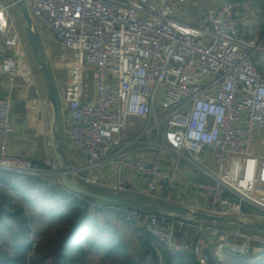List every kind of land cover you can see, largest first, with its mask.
<instances>
[{
  "label": "built area",
  "instance_id": "2783aa9c",
  "mask_svg": "<svg viewBox=\"0 0 264 264\" xmlns=\"http://www.w3.org/2000/svg\"><path fill=\"white\" fill-rule=\"evenodd\" d=\"M22 1L33 22L70 57L62 101L72 122L68 168L75 181L124 196L137 193L124 178L134 172L148 202L243 220H249L243 213L249 204L264 223V203L257 202L260 160L253 154L264 148V46L242 32L234 2L208 8L198 24H185L175 13L195 0ZM15 6L0 7V37L13 51L1 69L27 77L22 59L27 43L11 24ZM13 106L9 96L0 99V188L6 187L4 173L43 172L9 154ZM134 119L143 127L129 139ZM142 140L152 150L133 155L130 147ZM106 162L115 167V184H103L93 174ZM184 169L194 174L180 176ZM178 185L196 191L184 193ZM11 194L15 203L19 193ZM121 213L171 256L193 255L198 264H209L208 245L217 242L216 234L221 241L227 237L220 225ZM184 226L196 230L195 241L177 242ZM237 236L245 241L230 247L242 257L254 256L253 243L264 244V235L239 230ZM31 240L36 242L33 235Z\"/></svg>",
  "mask_w": 264,
  "mask_h": 264
},
{
  "label": "crops",
  "instance_id": "0c3cea01",
  "mask_svg": "<svg viewBox=\"0 0 264 264\" xmlns=\"http://www.w3.org/2000/svg\"><path fill=\"white\" fill-rule=\"evenodd\" d=\"M227 1L235 3L236 17L240 22L242 32L248 39L250 35L261 33L262 27L264 26V10L261 6L262 0H195L190 3L182 4L175 13V18L185 24H198L202 20V17L208 8L220 9L226 5ZM8 3L11 5L13 4V1L11 0L7 2L6 5ZM10 16L12 26L19 32V34H21L27 43L23 51L25 54L22 59L28 65L29 75H27V77H21L3 73L1 67L6 58L12 55L13 51L5 46L3 37H0V99L9 96L14 104L12 111L13 132L10 137L9 154L13 158H17L22 162L32 163L36 169L45 170L44 168L51 165L53 158L54 161H56V157L50 143L52 111L47 99L46 86L43 76L34 61L30 45L28 44L24 34L25 22L17 7H13ZM40 39L44 48L45 44L48 43V46L49 44H51L52 47L55 45V47L59 50L56 41L48 32L44 31V29L40 34ZM261 41H264V36ZM58 97L61 106V117L58 128V134L61 138L59 144H61L67 163L69 164L70 155H73L74 153L69 138V130L72 127V122L64 109L62 96H60L59 92ZM142 127V120H132L130 122V128L126 133V137L133 139ZM263 149L264 148H262V150ZM145 150H152V147L145 140L140 142L135 141L130 147V151L133 155H140ZM253 154L260 160L259 188L261 191H258L257 193V202L264 203V152L260 153L253 151ZM93 174L98 176L103 184L111 185L117 183L118 181L115 167L110 162L104 163L99 169L95 170ZM179 174L180 176L189 175L191 177L194 173L193 171L184 169ZM44 177L48 176L44 175ZM124 178L128 186L137 191L136 194H128L126 197L146 202L147 198L144 193L146 189L140 175L127 171L124 173ZM176 189L184 191V193L186 191H196V189H187L180 185H178ZM163 191L170 190L164 189ZM24 206L25 209L29 211L26 205ZM243 209V213L247 219L253 222L258 221V219H256L258 213L254 207L249 204H244ZM188 228H191V230ZM226 228L231 230H227ZM220 229L221 232H225L227 234V237H234V242L236 244H239L237 241V238H239L237 236L239 230L245 234H250L244 232L243 229H239L231 225H220ZM196 237V230L193 227L186 226L183 232L178 235L177 242L181 244H188L195 241ZM139 249L140 251L144 250L141 246H139ZM208 250L209 252H212L213 257L217 260V262H222L224 260L225 253H223V251H219L218 248L217 250L215 249V251L213 243L208 245ZM232 251L236 253L235 255L237 257L240 255L238 251ZM175 261L176 262H174V264H185L181 261ZM262 261H264V254H256V256L254 255L250 258V260H247L249 264H261Z\"/></svg>",
  "mask_w": 264,
  "mask_h": 264
},
{
  "label": "trees",
  "instance_id": "16d2710c",
  "mask_svg": "<svg viewBox=\"0 0 264 264\" xmlns=\"http://www.w3.org/2000/svg\"><path fill=\"white\" fill-rule=\"evenodd\" d=\"M3 176L8 179L6 187L0 189V264H89V253L100 250L106 251L108 257L120 253V264H149V259L150 264H174L175 260L198 264L193 255L171 256L142 228L127 223L120 208L103 203L100 204L105 206L104 209L94 208L88 203L91 200L77 197L48 177L10 173H4ZM12 190L19 193L15 203ZM21 198L30 207H41L44 213H60L63 208L66 213H60V225L52 227L45 236L33 243L30 241L34 234L35 218L28 215L25 206L19 203ZM91 210L97 214H112L117 220L142 232L139 246L144 250L140 251L138 260L122 253L127 250V246L117 231L101 228L96 220L92 222ZM6 246L10 249H5ZM32 252L37 253L34 259L29 256ZM209 253V264H218L212 252ZM234 257L237 258L236 255Z\"/></svg>",
  "mask_w": 264,
  "mask_h": 264
},
{
  "label": "water",
  "instance_id": "95a60500",
  "mask_svg": "<svg viewBox=\"0 0 264 264\" xmlns=\"http://www.w3.org/2000/svg\"><path fill=\"white\" fill-rule=\"evenodd\" d=\"M12 1L18 8L25 22L24 34L28 41V44L30 45L34 61L43 76L46 86L47 99L52 111L50 143L56 157V161L54 164L58 167V171L55 170L49 173V176L51 175L57 177L63 187L67 191H70L72 194H76L91 201L103 203L108 206L117 207L133 212L150 213L162 218H174L182 221L187 220L193 222L211 223L221 226L231 225L239 229L264 235V223L262 222H253L250 220L246 221L239 218H224L220 216L209 215L206 213L195 212L191 209H188L187 207L169 206L161 203L139 201L134 198H128L110 194L107 192L91 190L75 181L70 174L68 163L62 146L61 144H59L61 141V138L58 134L61 117V106L57 94V87L53 71L51 70L47 62L43 44L34 28V22L28 12L27 7L22 0Z\"/></svg>",
  "mask_w": 264,
  "mask_h": 264
},
{
  "label": "rangeland",
  "instance_id": "374dc122",
  "mask_svg": "<svg viewBox=\"0 0 264 264\" xmlns=\"http://www.w3.org/2000/svg\"><path fill=\"white\" fill-rule=\"evenodd\" d=\"M9 1H11V0H0V7L3 5H6V3ZM262 1H261V4H262L261 6L263 7V10H264V0H262ZM7 6H10V4L8 3ZM34 28H35V30H36L39 38H40V34L43 31L42 27L38 23L34 22ZM263 36H264V26L262 27L260 34L255 33L253 35H250L249 39L252 41H255L256 43H262V45L264 46V41H261L263 39ZM44 50H45L47 62L49 64L51 70L53 71L57 90H58L60 96H62V83L66 79L65 73L69 67V58L70 57L68 54H65V53L61 52L60 50H58L55 47V45L52 47V45L49 44V46H48V43L45 44ZM263 150L260 147H256V149L254 151L263 153L264 152ZM54 163H55V161L53 158L51 165L48 166L46 170H42L43 172H41V175L48 176V178L50 180H52L54 182H58L57 177L51 176V175L49 176V173H51L55 170L58 171V167L55 166ZM68 167H69V164H68ZM23 175H27V174H23ZM27 176H30V175H27ZM0 189H2V188H0ZM124 196H128V195H124ZM19 203L26 205V207L29 209L28 215L33 216L35 218L34 225H33L34 226L33 237L37 241H38V239L40 240V238L42 236H45L52 229V227L55 228V226L57 227L58 225H60V222H59L60 215L66 213L65 208L60 210L61 214L59 212H57L55 214H51L48 212L44 213V211L41 207H29L27 202L23 198L19 199ZM91 211H92V222L96 220V221H98V224L101 228L110 229L111 231L112 230L117 231L119 233V238L127 246V250L122 252V253L123 254H129L135 260H138V257L140 256V253H141L140 249H139V240L142 237V232L138 231L135 227L126 225L123 222L117 220L116 218L113 217L112 214L111 215L110 214H97L95 210H91ZM188 229L191 230V228H188ZM226 229L231 230L228 228H226ZM220 238H221V235L219 236L218 234H216L213 237V239L217 241L216 243H213L214 244V250L215 249L217 250V248H218V249L222 250L223 253H225L224 260L222 262H218V264H249V262H247L246 259L250 260V257H245V256L242 257L241 254L237 258L234 257L236 253H234L230 247L232 244H236L234 242V239H235L234 237H231V238L228 237L227 238L226 236H224L222 241ZM240 240H244V239H238L237 238L238 242ZM252 247H253V249H255V251H254L255 256H256V254L261 253V250H264V244L263 243H253ZM8 248L9 247L6 246L5 249H8ZM229 253H232V254H229ZM29 256L31 259H34L37 256V253L32 252ZM121 260H122V255L120 253H118V254L116 253L115 255L108 257L106 251H103V250L90 252L89 258H88L89 264H120ZM243 261H245V262H243ZM148 263L150 264V259H149ZM261 264H264V261H262Z\"/></svg>",
  "mask_w": 264,
  "mask_h": 264
},
{
  "label": "bare ground",
  "instance_id": "6f19581e",
  "mask_svg": "<svg viewBox=\"0 0 264 264\" xmlns=\"http://www.w3.org/2000/svg\"><path fill=\"white\" fill-rule=\"evenodd\" d=\"M26 73H27V75H28V74H29V71H27ZM246 221H248V220H246Z\"/></svg>",
  "mask_w": 264,
  "mask_h": 264
}]
</instances>
